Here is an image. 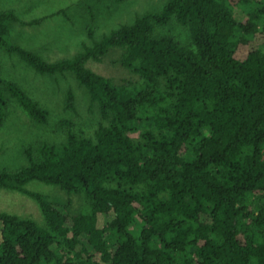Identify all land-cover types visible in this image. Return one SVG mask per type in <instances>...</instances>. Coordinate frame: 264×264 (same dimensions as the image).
<instances>
[{"label":"trees","instance_id":"1","mask_svg":"<svg viewBox=\"0 0 264 264\" xmlns=\"http://www.w3.org/2000/svg\"><path fill=\"white\" fill-rule=\"evenodd\" d=\"M173 17L188 26L190 45L152 36ZM43 19L0 9V48L39 74L72 73L101 121L87 137L64 120V140L29 144L24 164L0 169V189L32 198L46 222L0 211V264H264V44L250 45L264 33V4L168 0L99 39L89 29L91 45L52 61L10 40L14 23ZM241 45L250 46L240 54ZM111 48L122 49L140 85H117L86 66ZM11 103L47 123L48 110L0 76V125ZM66 106L74 107L71 91ZM32 181L83 193L88 205L69 213L29 189Z\"/></svg>","mask_w":264,"mask_h":264},{"label":"rangeland","instance_id":"2","mask_svg":"<svg viewBox=\"0 0 264 264\" xmlns=\"http://www.w3.org/2000/svg\"><path fill=\"white\" fill-rule=\"evenodd\" d=\"M168 0H0V9H12L21 20L31 21L44 18L40 24L11 26L10 40L24 48L40 53L46 60H57L78 53L84 44L91 45V29L94 39H99L121 24L132 23L137 15L160 11ZM264 0H254L256 8ZM238 20H244L247 13L234 6ZM153 37L170 36L183 45H190V32L173 17L166 24H155ZM264 33L253 36L250 45L262 46ZM249 45V46H250ZM249 46L241 45L239 53ZM122 49L111 48L102 61H89L86 66L97 74L111 78L117 85L138 86L142 78L121 62ZM0 76L18 83L34 100L48 110L47 123H36L11 103L8 116L0 125V169L15 170L24 164L23 149L39 141L58 143L64 140L65 129L61 122L73 124V129L87 137H93L101 121L98 106H91L88 93L72 73L64 75H42L35 72L17 55L8 54L0 48ZM74 95V107L67 108L66 96ZM138 130L132 132L137 138ZM27 187L48 195L56 204H66L67 211L75 214L84 211L88 205L83 193L68 194L61 187L38 181L30 182ZM264 205V198L261 199ZM0 211L16 214L22 218H31L40 225L45 219L39 205L27 195L0 189ZM113 213L99 215L98 226L111 221ZM130 229L134 233L140 230V222Z\"/></svg>","mask_w":264,"mask_h":264}]
</instances>
